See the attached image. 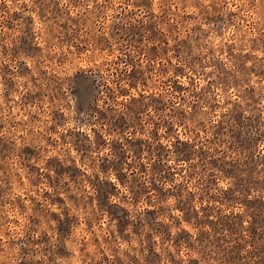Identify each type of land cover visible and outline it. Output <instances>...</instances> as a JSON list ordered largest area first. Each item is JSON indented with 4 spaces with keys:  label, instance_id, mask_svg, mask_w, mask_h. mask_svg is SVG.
Returning <instances> with one entry per match:
<instances>
[{
    "label": "rangeland",
    "instance_id": "rangeland-1",
    "mask_svg": "<svg viewBox=\"0 0 264 264\" xmlns=\"http://www.w3.org/2000/svg\"><path fill=\"white\" fill-rule=\"evenodd\" d=\"M0 264H264V0H0Z\"/></svg>",
    "mask_w": 264,
    "mask_h": 264
}]
</instances>
